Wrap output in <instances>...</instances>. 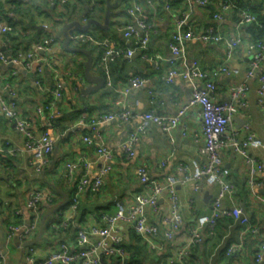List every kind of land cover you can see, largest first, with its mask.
<instances>
[{"label":"crops","instance_id":"obj_1","mask_svg":"<svg viewBox=\"0 0 264 264\" xmlns=\"http://www.w3.org/2000/svg\"><path fill=\"white\" fill-rule=\"evenodd\" d=\"M127 1L129 3V0ZM152 1L153 6L144 3L143 8L154 16L155 31L145 51L137 50L130 59L118 58L110 63L114 88L106 86L104 79V85L99 90L82 93L83 88L92 85L83 75L86 57L84 54L66 50L58 38L49 52L42 53L43 57L51 61L52 66L46 67L41 75L25 71L18 64L0 61V93L6 98L13 97L10 91L15 94L19 111L31 120L34 131L42 130L46 121H52L48 133L54 140V148L47 156V163L36 170L32 165L34 154L26 148L23 136L15 130L9 119L0 115V147L3 150L0 161V250L4 252L2 264H23V250L27 245L22 244L36 240L40 226L42 229L40 238L31 245L34 246L36 256L42 258L53 251L60 242L73 245L82 229L99 222L98 216L101 212H114V197L121 198L129 204L139 194H148L149 191H144L136 174L137 166H145L152 179L165 181L168 176L181 177L186 174L187 170L183 171L181 167L186 166L189 171L192 160H205V157L199 154V148L204 145L205 140L201 133V118L197 106H190L178 115L177 125L169 132L163 131L155 124H149L135 144L133 156L129 157L122 148L123 141L139 122L137 114L153 111L161 115L174 116L191 98L190 82L179 77L171 82L163 80V76L172 66L170 62L172 55L168 48L169 36L175 20L185 6L181 0H171L169 9L165 10L162 8L165 0ZM235 2L242 8H254L264 16V0ZM219 3L220 0H210L207 7L193 8L189 24L196 36L210 27L223 36L239 35L242 39V43L234 50L228 61L229 66L237 68L238 73L220 74L214 78L217 84L213 94L214 100L225 101L229 99V87L245 79L249 60L246 44L253 39L246 31L248 24L239 23L238 14L234 9L222 12L220 18L214 17ZM17 4L7 5V13L0 15L3 22L13 26L12 30L0 37V50L6 53L18 48L30 49L41 35H55L66 22L77 19L84 23L83 18L88 19L86 13L89 11V0H71L62 4H52L49 0H21ZM125 4L126 0H120L112 8L107 29L91 25L89 31L98 36L109 37L113 44L126 46L127 43L117 30L118 26L127 21ZM102 6L105 11V0ZM16 8L26 11H15ZM95 18L103 23L104 13ZM70 45L74 46L72 42ZM87 46L93 59L91 74L104 78L98 66L101 53L99 48L92 44ZM186 55L189 60H197L203 68L211 70L223 61L224 46L221 42L205 43L199 37H195L187 42ZM155 56H160L157 60L158 65L153 59H147ZM134 75L147 78V82L141 87L132 88L126 95L116 90L123 88ZM36 79H39L45 88L61 82V98L52 101L51 96L35 84ZM247 85V106L239 109L230 128L244 134L242 125L249 124L250 132L263 144L262 148H250L249 154L264 160V109L257 103V73L247 80ZM121 106L130 110L133 116L127 122L119 124L118 120L112 119L98 124L106 147L112 151L109 161L111 168L97 190L86 188L80 194L78 203L72 210L69 205L79 178L82 175L89 179L94 178L103 164L94 146L87 144L82 138L84 135L93 134L91 128L93 120ZM38 107L44 109L43 113L39 114L36 111ZM220 152L223 166L228 168L229 178L235 186L233 200L243 205L258 229L256 232L241 234L242 226L240 224L229 226L230 223L226 219L219 220L213 234H208V228L205 227L202 240L192 248L189 264H206L208 260H211L212 264H264V256L260 263L254 260L264 230V202L259 199V196L264 197V187L248 184V168L241 155L229 148L221 149ZM68 162H76L71 175L66 168ZM256 177L264 183V168ZM31 189H38L45 194V199L41 202L38 230L22 244L18 243L16 237L7 240L8 224L27 223L30 219L25 205ZM176 189L180 204L179 228L173 240L164 242L165 248L162 251H151L145 246L148 253H151L147 260L148 264H156L187 242L186 228L195 222L198 215L210 212L218 187L210 185L195 190L193 183H188L177 186ZM164 200V198L158 200L156 210L146 208L151 221L159 222L160 214L165 210ZM232 202L225 200L226 204ZM60 205L61 208L53 211ZM65 221L67 223L62 224ZM52 224H58L59 228L53 229ZM131 232L133 230L129 227L124 228L122 244L131 242ZM240 239L243 241L242 248L233 253L228 252L229 246ZM140 243L142 242L135 244ZM124 248L129 253L128 248ZM111 264H116L113 259Z\"/></svg>","mask_w":264,"mask_h":264},{"label":"built area","instance_id":"obj_2","mask_svg":"<svg viewBox=\"0 0 264 264\" xmlns=\"http://www.w3.org/2000/svg\"><path fill=\"white\" fill-rule=\"evenodd\" d=\"M69 1L71 0H49L52 4L68 3ZM170 1L165 0L162 8L168 10ZM97 2L98 0H89V11L93 12V10H96ZM181 2L184 4L185 9L180 12L175 20L174 28L168 40V48L172 55L170 59L172 66L163 76V80L171 82L174 78L179 77L190 82L192 85L190 101L174 116L161 115L153 111L137 114L136 117H138L139 122L123 141L122 148L129 157L133 156L134 146L149 124H155L163 131L169 132L171 128L177 125L178 115L182 114L190 106H197L201 118V133L205 140L204 145L199 148V154L204 156L205 160H192L189 171L188 167H181L183 171L187 170L186 174L181 177L168 176L165 181L152 179L145 166H137L135 169L136 174L144 191H149L148 194H139L129 204H126L121 198L114 197L115 211L101 212L98 216L99 222L89 228L82 229L77 234L73 245L60 242L53 251L42 258L36 256L33 245L25 246L23 264H111L112 259L116 264H129L128 253L121 244L125 227L132 229L149 250L162 251L165 248L164 242L173 240L179 228L180 204L176 188L188 183H193L195 190L210 185L218 187L212 201L211 210L209 213L197 216L195 222L186 228L187 242L177 248L172 254L164 256L158 264H188L192 248L203 238V229L208 227L212 230L218 218L230 217L233 223L229 226L240 224L242 226L241 234L257 231L258 227L252 222L243 205L233 200L235 186L229 178L228 168L223 166L220 150L229 148L236 154L241 155L248 168V184L255 187H264V183L256 177L257 173L264 168V160L249 154L250 148H262V142L250 132L249 124L247 123L242 125L244 134H240L241 131L237 129L230 128L239 109L247 106V80L255 76L256 73L258 81L256 89L257 103L264 109V37L249 41L246 44L249 60L245 79L229 87L228 100L215 101L213 94L217 89V84L214 78L220 74L236 75L238 73L237 68L230 67L228 61L234 50L242 43V39L239 35L235 37L223 36L212 28H206L203 33L196 36L189 24L192 9L205 7L210 3V0H181ZM144 3L151 6L154 5L152 0H146L145 2L129 0V5L126 9L127 21L117 27L125 43H127L126 46L113 44L109 37L97 39L88 32L73 31L70 34V42L74 46L82 47L83 44H92L102 47L98 66L104 74L106 86L108 87L114 88L110 63L118 58L130 59L137 50L145 51L155 31L154 16L144 10ZM6 4L7 0H0V15H2V6ZM234 8L233 0H220L214 17L220 18L222 12ZM237 14L240 24L257 23L255 15L247 9H238ZM86 20V18H83L84 23ZM12 29V25L3 22L0 18V37ZM195 37H199L205 43L221 42L224 46L223 61L215 65L211 70H207L197 60H189L186 55V44ZM57 41L58 39L54 34H43L30 49L18 48L12 51L9 50V55L5 51L0 50V61L18 64L25 71L41 75L46 67L51 68L52 66L51 61L43 57L42 53L49 52ZM147 59H153V62L157 64L160 56ZM146 82L147 78L134 75L128 79L123 88H116V90L126 95L132 88L141 87ZM35 84L40 90L46 91L51 96L52 101L62 96L61 82H56L49 88H45L39 79L35 80ZM10 94L13 96L12 98H6L0 93V115L9 119L14 124L15 130L23 136L26 148L34 154L32 165L36 170H39L47 163V156L54 148V140L48 133L52 121H46L42 130L34 131L31 120L19 111L15 94L11 91ZM50 106H52V103ZM43 110L42 107H38L36 111L41 114ZM131 117L133 116L130 110L125 106H121L117 110H110L101 114L98 119L92 121L93 134L84 135L82 139L87 144L94 146L95 152L103 161V164L94 178L89 179L85 175L79 178L69 205L72 210L75 209L80 194L86 188L95 191L103 184L104 177L111 168L109 161L112 157V151L106 147L105 139L100 132L98 124L112 119L118 120L119 124H124ZM1 151L3 150L0 147V161ZM75 167L76 162L66 163L69 175L72 174ZM161 198L165 199V210L160 214L159 222L155 223L149 219L146 208L151 207L156 210L158 207L157 202ZM43 199H45V194L38 189H31L28 192L25 206L29 211L30 219L27 223L8 224L6 229L7 240L16 237L18 243L22 244L36 234ZM226 199L231 202L233 200V202L226 204ZM259 199L264 202V197L259 196ZM64 223L66 224L67 222H62V224ZM52 228L57 230L59 225L52 224ZM242 245L243 241L240 239V241L229 246L228 252L239 251ZM263 256L264 230L262 239L254 254L255 262L260 263ZM3 259L4 252L0 250V264H2ZM206 264H212L211 260H208Z\"/></svg>","mask_w":264,"mask_h":264},{"label":"trees","instance_id":"obj_3","mask_svg":"<svg viewBox=\"0 0 264 264\" xmlns=\"http://www.w3.org/2000/svg\"><path fill=\"white\" fill-rule=\"evenodd\" d=\"M233 1H234V4H235L234 10L236 12H237L238 9H247L250 13H252L253 15H255L256 20H257V23L256 22L249 23L248 26H247V29H246V31L252 36V39L253 40H258V39L263 38L264 37V16L258 10L254 9V8H251V7H244V8H242V7H239L236 4L235 0H233ZM20 2H21V0H7V4L4 5V6H2L3 8H2L1 14H4V13L6 14V12H7L6 11L7 5L11 4L12 6H14L15 4L20 3ZM98 2H99V4H98ZM98 2H97V6H96L97 7L96 8V12L88 11L86 13V17L87 18L99 17L100 14L102 15V13H104L103 12L104 11V7L102 6L104 4V0H102V1L101 0H98ZM128 5H129V3L126 0L125 9H126V7ZM207 6H205V7H207ZM16 10L17 11H24V12L26 11V9H21V8H16L15 11ZM98 13H100V14H98ZM125 15H126V11H125ZM88 33H90L92 35L94 34L93 36L95 38H97V39H102L103 37H105V35L104 36L103 35H99L98 36L95 33L91 32V30L88 31ZM87 45H89V44H85L82 47L85 46L86 48L87 47L89 48V46H87ZM94 47L99 48V53L102 52V47L96 46V45ZM99 57H100V55H99ZM97 60H98V58H97ZM221 219H226L230 224L233 223V220L230 217L224 216V217L218 218V220H217V222H216V224H215V226L213 227L212 230H210V228L207 227L208 228L207 229L208 232H207V230H206V232L208 234H213L215 227L217 226L219 220H221ZM79 221L82 222L81 219ZM211 231H212V233H210ZM130 238H131L130 239V241H131L130 243H127L126 242V243L122 244V242H121V244H122L123 247H127L128 248L129 253H128V257L127 258H128L129 264H148L147 263V260L150 258V256H151L150 254L151 253L150 254L148 253V251H147L148 249H146L147 247L145 248V245L143 243H140V245L135 244V243H139L141 241H140L139 236L134 231L131 232ZM132 241H135V242H132ZM191 254H192V250H191ZM190 257H191V255H190ZM189 260H190V258H189ZM189 260L187 262L188 264H189ZM158 262L156 264H158Z\"/></svg>","mask_w":264,"mask_h":264},{"label":"water","instance_id":"obj_4","mask_svg":"<svg viewBox=\"0 0 264 264\" xmlns=\"http://www.w3.org/2000/svg\"><path fill=\"white\" fill-rule=\"evenodd\" d=\"M120 0H115V1H110V0H105L106 6H105V11H104V21L103 23L99 22L96 18H88L86 20L85 23H81L79 20H72L69 22H66L62 25L61 29L59 32H56L55 35L56 37L62 42L63 47L71 52L74 53H81L84 54V56L86 57L85 61H84V70H83V75L85 77V79L88 82H91L92 85L88 86L86 88H83L81 91L82 93H88L90 91H97L100 88L103 87L104 85V78L101 75H93L91 74V67H92V63H93V59H92V55L90 53V51L85 48V47H77V46H71L70 45V34L75 30L77 32H88L91 25H97L102 29H107L108 28V23L111 17V10L113 7H115L117 5V3ZM42 26H38V28H40ZM3 49V48H2ZM7 55H9L7 53ZM62 206H57L53 211H56L57 209L61 208ZM45 216L42 219L41 224L43 223ZM41 226H40V230L37 236L38 240L40 238V234H41ZM36 240L31 241V242H25L22 245L24 246L26 245H30L33 244Z\"/></svg>","mask_w":264,"mask_h":264}]
</instances>
